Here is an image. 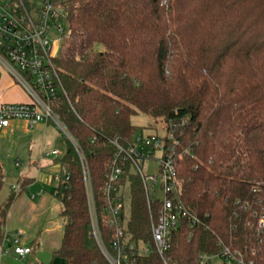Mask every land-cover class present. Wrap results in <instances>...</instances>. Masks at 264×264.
<instances>
[{
    "label": "trees",
    "instance_id": "trees-1",
    "mask_svg": "<svg viewBox=\"0 0 264 264\" xmlns=\"http://www.w3.org/2000/svg\"><path fill=\"white\" fill-rule=\"evenodd\" d=\"M70 36L56 58L67 95L54 113L81 147L101 210L102 187L118 138L137 135L136 112L166 123L178 157L184 220L165 257L198 264L200 253L232 245L264 264V0H68ZM103 48H98V46ZM62 154L69 172L62 202L65 231L54 256L66 264H109L93 234L81 158ZM126 235L153 244L151 208L140 178L130 175ZM13 197L0 206V229ZM257 213V216H255ZM207 226V227H206ZM105 242L114 229L101 221ZM261 238V241H259ZM257 254L251 256L253 249ZM134 264H165L155 250Z\"/></svg>",
    "mask_w": 264,
    "mask_h": 264
},
{
    "label": "built area",
    "instance_id": "built-area-1",
    "mask_svg": "<svg viewBox=\"0 0 264 264\" xmlns=\"http://www.w3.org/2000/svg\"><path fill=\"white\" fill-rule=\"evenodd\" d=\"M61 21L69 29L67 37L63 39L65 41L70 36L68 0H0V65L30 97L29 102L0 105V130L9 128L13 120L26 121L31 128L40 122L57 125L81 158L93 234L108 263L134 264L137 255H147L155 250L165 264H170L165 253L182 222L187 220L191 227L202 223L198 216L185 207L182 199V186L178 177V157L181 154L178 156L173 147L167 146L164 138L155 134H137L128 145L121 144L118 138L112 140L115 146L114 159L102 187L103 200L99 209L83 151L53 110L57 98L62 94L67 95L55 62L60 54L54 42L55 33L50 32L52 23L57 32L63 35L65 28ZM167 138L168 141H174L170 135ZM46 155L59 156L61 153L54 149ZM152 162L157 163L156 172L146 173ZM131 174L140 178L150 208L154 201L160 202L158 211L150 215L152 245L126 235ZM53 178L56 182L54 195L57 197L67 189L63 183L69 181L70 173L63 174L61 164V170ZM159 190L162 196L157 195ZM101 221L114 229L108 243L100 228ZM249 224L255 226L258 235H262L264 213L257 223L251 221ZM22 236L23 231L18 230L15 239L4 237L10 247H5L4 241L0 244V264L3 257L11 252L24 259L31 253V247L21 243ZM218 246L216 253H200L197 263L255 264L254 258H248L239 248L225 244L222 240ZM256 254L255 248L251 256Z\"/></svg>",
    "mask_w": 264,
    "mask_h": 264
},
{
    "label": "crops",
    "instance_id": "crops-1",
    "mask_svg": "<svg viewBox=\"0 0 264 264\" xmlns=\"http://www.w3.org/2000/svg\"><path fill=\"white\" fill-rule=\"evenodd\" d=\"M29 101L23 87L0 69V105ZM50 123L40 122L31 128L26 121L13 120L9 128L0 130L10 136L12 143V149L8 150L12 154L4 164L5 173L0 168V206L13 197L6 221L0 229V244L5 236L15 239L17 231L22 230L21 243L32 249L25 259L11 252L1 264H62V260L66 264L65 259L54 256L61 247L65 228L63 205L54 195L56 182L53 176L61 170L60 160L64 152L46 141ZM54 149L61 155H46ZM4 246L10 247L9 242L4 241Z\"/></svg>",
    "mask_w": 264,
    "mask_h": 264
},
{
    "label": "rangeland",
    "instance_id": "rangeland-1",
    "mask_svg": "<svg viewBox=\"0 0 264 264\" xmlns=\"http://www.w3.org/2000/svg\"><path fill=\"white\" fill-rule=\"evenodd\" d=\"M61 24H63V26L65 28V32L63 33V35H61L60 33L57 32L54 24H52V23L50 24V26L52 27L50 32L55 33L54 34V36H55L54 42H55L56 48H58L59 52L64 46L63 39L65 37H67V35L69 33V29H68L67 24L63 23L62 21H61ZM98 48L102 49L103 47L99 45ZM0 69H4V68L0 65ZM130 121H131L132 125H134L137 128V134H139V135L147 136V135L155 134L161 138H166L168 136V132L166 129V123L163 120L155 118L154 116H152L150 114H146V113L136 111L131 116ZM49 125L50 126L46 130V134H45L46 141L51 145H56L61 152H65L67 149V146H68V141H67L66 135L63 133V131L57 125H55L53 123H50ZM10 141H11L10 136L0 132V168L2 169V171H4V173H5V165L4 164L7 161L6 159L10 156V154H12L8 151V150L12 149L11 148L12 143ZM47 148H51V147H47ZM156 170H157V163L152 162L150 164V167L146 169V173H153V172H156ZM7 178L11 179L10 181L16 182V180L11 178V177H7ZM8 179H7V181L9 182ZM158 193L159 194H157V195L162 196V193L160 192V190ZM62 218H63V221L65 223V218L63 215H62ZM64 228H65V224H64ZM5 259H7L6 256L3 257V261H5ZM42 260H43V256H42ZM49 260H52V258H50ZM13 261L19 262L18 260L16 261L15 259H13ZM62 264H65L64 260H62Z\"/></svg>",
    "mask_w": 264,
    "mask_h": 264
}]
</instances>
